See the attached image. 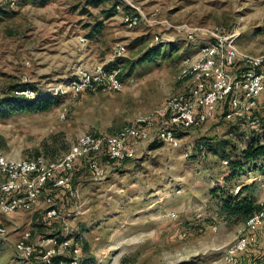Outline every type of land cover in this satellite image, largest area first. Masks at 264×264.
<instances>
[{"label": "rangeland", "instance_id": "1", "mask_svg": "<svg viewBox=\"0 0 264 264\" xmlns=\"http://www.w3.org/2000/svg\"><path fill=\"white\" fill-rule=\"evenodd\" d=\"M119 1H0V100L14 95V87L28 86L51 101L39 112L0 108V150L56 159L85 132L110 135L156 113L185 87L177 76L199 44L180 28L185 24L233 29L240 49L264 53V0H130L149 15L158 9L157 17L174 28L144 22L128 27L126 5L118 9ZM156 34L161 36L154 46ZM118 43L126 51L110 62ZM151 49L157 51L153 60L145 58ZM101 63L120 71V91L53 93L78 68ZM255 117L264 124L263 110ZM262 127L213 120L182 133L177 147L147 140L132 159L101 157L99 172L81 160L71 175L72 191L47 188L32 209L3 216L0 264H45L42 255L49 248H55L54 261L65 264H227L225 250L245 221L222 215V205L237 186L254 183L252 196L262 206L264 173L246 167L227 179L231 167L223 161H236ZM50 195L61 217L46 220L44 200ZM26 233L31 256L16 248ZM254 257L244 256L241 263L255 264Z\"/></svg>", "mask_w": 264, "mask_h": 264}, {"label": "built area", "instance_id": "2", "mask_svg": "<svg viewBox=\"0 0 264 264\" xmlns=\"http://www.w3.org/2000/svg\"><path fill=\"white\" fill-rule=\"evenodd\" d=\"M121 1L129 8L123 12V22L128 27L144 22L174 28L167 19L157 17L158 9L149 15L130 0ZM180 28L192 42L197 40L199 44L193 48V54L182 61L177 80L184 82V89L168 96L156 113L140 116L110 135L85 132L56 159L44 155L14 157L0 150V237L5 234L1 221L4 215L32 209L47 188L72 191L71 175L83 159L88 161L91 170L99 172L101 157L115 163L132 159L138 145L147 140L177 147L182 133L213 120H240L251 129L260 130L262 123L255 114L264 111V53L252 54L240 49L236 43L238 32L222 25L191 27L185 24ZM160 36H154L152 45L159 44ZM125 51V46L115 45L110 62ZM119 73L106 63L90 69L78 68L68 83L54 88L53 93L59 95L71 91L76 95L92 89L120 91L123 82ZM13 93L30 100L39 96V91L29 87ZM203 148L201 146L202 152ZM223 163L228 164V161ZM239 189L237 186L236 192ZM44 203L46 207L42 216L46 220L61 217L54 197H46ZM28 237L29 233H26L16 248L31 256L33 248L27 243ZM48 242L56 244V239L49 238ZM64 245L67 246L68 242L59 246ZM250 249L259 254V261L255 264H264V201L261 209L244 222L235 240L227 246L224 261L242 264V256ZM74 251L77 253L79 249ZM55 258V248L45 250L42 255L45 264H65L54 261ZM69 264H77V261Z\"/></svg>", "mask_w": 264, "mask_h": 264}, {"label": "trees", "instance_id": "3", "mask_svg": "<svg viewBox=\"0 0 264 264\" xmlns=\"http://www.w3.org/2000/svg\"><path fill=\"white\" fill-rule=\"evenodd\" d=\"M119 2L120 3H118L116 7L118 5H123L122 1ZM125 9L127 11L129 8L126 6ZM156 54L157 51H153V49H151L145 54V58L153 60ZM26 87L28 86H16L14 87L16 89H13L12 92L18 89H24ZM50 105L51 101L43 99L40 95L35 99L30 100L25 97H18L9 94L0 100V108L8 107L13 112H39L47 110ZM262 125L264 130V124ZM239 156V158H235L236 161H234V159H231V161L228 160V164L230 165L231 169L229 170L230 174L228 175L227 179H231V176L236 175V173L239 175L243 174L246 167L250 168L249 171H253L254 168V170L264 173V131L260 132L259 134L252 135L250 141L240 151ZM253 189L254 183L249 184V186H240V189L236 194L229 195V197L225 200L222 205L221 214L227 216L229 219L244 222L255 212L259 211L262 206L257 204V200L252 196L251 191H253ZM251 255L254 257V253L250 249L246 251L242 257H248ZM257 259L258 258L254 257L253 261Z\"/></svg>", "mask_w": 264, "mask_h": 264}, {"label": "crops", "instance_id": "4", "mask_svg": "<svg viewBox=\"0 0 264 264\" xmlns=\"http://www.w3.org/2000/svg\"><path fill=\"white\" fill-rule=\"evenodd\" d=\"M255 179L251 180V181H254ZM3 218V217H2Z\"/></svg>", "mask_w": 264, "mask_h": 264}]
</instances>
